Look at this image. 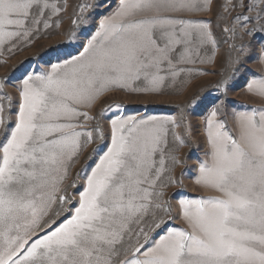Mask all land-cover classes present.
Here are the masks:
<instances>
[{
  "label": "snow or ice",
  "instance_id": "obj_1",
  "mask_svg": "<svg viewBox=\"0 0 264 264\" xmlns=\"http://www.w3.org/2000/svg\"><path fill=\"white\" fill-rule=\"evenodd\" d=\"M216 3L0 0V67L64 36L0 77V264H264V0L196 18ZM115 93L186 99L129 114ZM201 106L209 194L192 196L180 150Z\"/></svg>",
  "mask_w": 264,
  "mask_h": 264
},
{
  "label": "rangeland",
  "instance_id": "obj_2",
  "mask_svg": "<svg viewBox=\"0 0 264 264\" xmlns=\"http://www.w3.org/2000/svg\"><path fill=\"white\" fill-rule=\"evenodd\" d=\"M76 0H69L70 4H74ZM223 0H217V3L213 6V11L208 13H197L196 18L212 20L214 19V14L219 11V4H221ZM69 13L71 12V7L69 8ZM70 23V17L68 14L64 15V24L63 27L67 28ZM219 31L218 29L216 30ZM64 36L58 35L53 36L51 39H43L37 45V48H32L29 51H24L18 53L15 57L8 60V64L6 66L0 67V77H3L5 73L9 71L13 67V65H17L19 61L25 60V57L31 55V53L38 50L40 47H46L47 45L55 44L57 41H63ZM75 49H73L74 51ZM52 54L49 56H45L44 59H49ZM7 59V56L4 57ZM43 67V64H40ZM254 66V65H250ZM37 68V63L35 60L26 61L22 67L15 72L16 76H19L21 73L24 72L25 69L32 70ZM215 79L214 76H207V77H200L193 82V89L199 87L201 85H206ZM7 91L13 92L14 89L11 85H8ZM107 101L111 102L112 100L120 101L124 105L127 106V112L129 114H133L139 112L141 114H153V115H168V114H176L175 107L180 103L184 102L186 97L184 95H165V96H135V95H128L125 93H115L113 95H109L106 97ZM231 99L246 102L248 101V96L244 93L243 88H239L235 93H233ZM105 106L104 103L98 102L93 112H99L101 107ZM190 111V110H189ZM207 115V112L204 111L203 106L196 109L195 114L190 116L192 124L194 126V138L192 142L186 146L181 148L180 154L185 157L187 160V164L184 166L188 171H186L184 176V184H185V191L192 196H199V195H208L207 192H201L199 188L194 184V175L196 172V166L198 165L200 160H203L204 153L207 151V143L204 140L203 136V123L204 117ZM92 146H90L89 151ZM83 163V159L81 160L80 164H77L73 169V173H75ZM91 163V161L89 162ZM180 169H177L179 172ZM82 184V181L80 182ZM174 191V189H170L169 192ZM174 225L183 226L182 221L175 220L172 222Z\"/></svg>",
  "mask_w": 264,
  "mask_h": 264
}]
</instances>
